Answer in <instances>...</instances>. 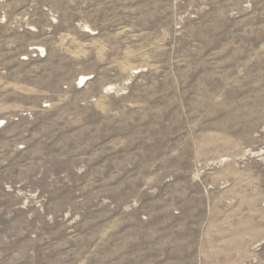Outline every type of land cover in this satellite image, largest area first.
<instances>
[{
  "label": "rangeland",
  "instance_id": "rangeland-1",
  "mask_svg": "<svg viewBox=\"0 0 264 264\" xmlns=\"http://www.w3.org/2000/svg\"><path fill=\"white\" fill-rule=\"evenodd\" d=\"M0 264H264V0H0Z\"/></svg>",
  "mask_w": 264,
  "mask_h": 264
}]
</instances>
